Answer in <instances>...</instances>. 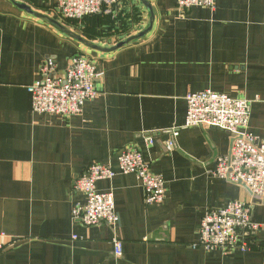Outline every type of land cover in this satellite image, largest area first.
I'll return each instance as SVG.
<instances>
[{
	"label": "crops",
	"instance_id": "crops-1",
	"mask_svg": "<svg viewBox=\"0 0 264 264\" xmlns=\"http://www.w3.org/2000/svg\"><path fill=\"white\" fill-rule=\"evenodd\" d=\"M215 3L179 14L175 0H118L109 15L72 21L53 0H0V264H264V248L224 255L191 246L206 210L236 200L264 224V205L244 186L211 175L229 135L183 127L186 95L210 90L250 101L249 132L264 140V0ZM77 54L103 72L99 97L75 117L31 112L26 88L44 58L63 73ZM131 146L164 178L163 203L146 206L135 175L116 174L96 184L114 196L116 232L74 222L72 209L85 202L75 179L92 164L117 169Z\"/></svg>",
	"mask_w": 264,
	"mask_h": 264
},
{
	"label": "built area",
	"instance_id": "built-area-1",
	"mask_svg": "<svg viewBox=\"0 0 264 264\" xmlns=\"http://www.w3.org/2000/svg\"><path fill=\"white\" fill-rule=\"evenodd\" d=\"M64 19L79 21L96 15H109L118 0H53ZM177 13L202 7L214 10L215 0H175ZM63 73H59L56 61L44 58L38 70V79L27 86L31 94V112L38 115L75 117L82 113L86 102L99 97L96 85L104 79L96 61L81 54L68 58ZM186 116L184 128L220 129L230 137V147L224 156L215 158L211 175L232 185H242L253 200L264 205V140L249 132L250 101L231 98L210 90L188 93L185 97ZM179 128L169 130L163 141L165 150L175 146ZM162 134V133H160ZM147 146L155 144V136L144 137ZM117 169L108 165L92 164L76 178L72 190L82 195L85 202L72 209V220L84 227L104 224L116 232L119 224L115 212L114 196L96 191L100 180H112L116 174L132 175L139 180L146 206L162 204L165 199V181L151 171L150 163L143 159L136 146L125 148L117 159ZM254 205L240 201L230 202L219 209L206 210L200 221L198 240L194 249L232 253H248L264 248V240L255 238L264 232V224L253 222ZM114 257L122 256V241H111ZM2 246L0 245V252Z\"/></svg>",
	"mask_w": 264,
	"mask_h": 264
},
{
	"label": "water",
	"instance_id": "water-1",
	"mask_svg": "<svg viewBox=\"0 0 264 264\" xmlns=\"http://www.w3.org/2000/svg\"><path fill=\"white\" fill-rule=\"evenodd\" d=\"M16 6H17L18 8L23 9V10L25 9V10L29 11V8H27L26 6H22V5H16ZM148 30H150V29H148ZM145 34H146V32H143V33H141V34H139V35H137V36H135V37L129 39L128 42H122V43H119L118 45H116L115 49H118V48H120V47H122V46L128 44L132 39H136V38L143 37Z\"/></svg>",
	"mask_w": 264,
	"mask_h": 264
},
{
	"label": "trees",
	"instance_id": "trees-1",
	"mask_svg": "<svg viewBox=\"0 0 264 264\" xmlns=\"http://www.w3.org/2000/svg\"><path fill=\"white\" fill-rule=\"evenodd\" d=\"M84 19H86V18H84ZM84 19H83V20H84Z\"/></svg>",
	"mask_w": 264,
	"mask_h": 264
}]
</instances>
